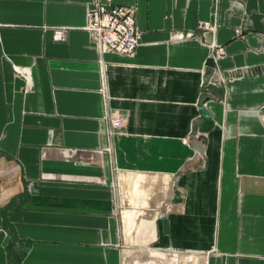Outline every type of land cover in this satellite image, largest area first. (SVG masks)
<instances>
[{
    "label": "crops",
    "instance_id": "1",
    "mask_svg": "<svg viewBox=\"0 0 264 264\" xmlns=\"http://www.w3.org/2000/svg\"><path fill=\"white\" fill-rule=\"evenodd\" d=\"M92 1L0 0V264H264V0H98L131 55Z\"/></svg>",
    "mask_w": 264,
    "mask_h": 264
},
{
    "label": "built area",
    "instance_id": "2",
    "mask_svg": "<svg viewBox=\"0 0 264 264\" xmlns=\"http://www.w3.org/2000/svg\"><path fill=\"white\" fill-rule=\"evenodd\" d=\"M219 2V0H216ZM208 29L216 30L217 24L204 23ZM87 29L90 32L92 45L100 52H115L122 55L133 54L140 44L141 31L137 25L136 7L133 5H120L111 2L94 0L87 8ZM58 39H64L65 33H57ZM224 55L222 48L212 57L216 63V70L209 79V84H224L227 82L218 69V61ZM105 83V75L102 73ZM107 124L104 133L107 139L106 149L112 152L115 135L125 123V118L118 113L107 114Z\"/></svg>",
    "mask_w": 264,
    "mask_h": 264
},
{
    "label": "rangeland",
    "instance_id": "3",
    "mask_svg": "<svg viewBox=\"0 0 264 264\" xmlns=\"http://www.w3.org/2000/svg\"><path fill=\"white\" fill-rule=\"evenodd\" d=\"M126 263L127 264H132L134 261H141V262H150L153 260L152 257H150V251L148 252L147 251H142V250H139V251H130L128 253H126V255L124 256ZM158 260V258H157Z\"/></svg>",
    "mask_w": 264,
    "mask_h": 264
}]
</instances>
